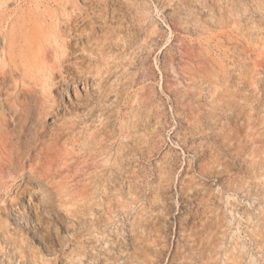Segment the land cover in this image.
<instances>
[{"label": "rangeland", "instance_id": "1", "mask_svg": "<svg viewBox=\"0 0 264 264\" xmlns=\"http://www.w3.org/2000/svg\"><path fill=\"white\" fill-rule=\"evenodd\" d=\"M0 264H264V0H0Z\"/></svg>", "mask_w": 264, "mask_h": 264}, {"label": "bare ground", "instance_id": "2", "mask_svg": "<svg viewBox=\"0 0 264 264\" xmlns=\"http://www.w3.org/2000/svg\"><path fill=\"white\" fill-rule=\"evenodd\" d=\"M13 162V161H12ZM20 162L22 163V166H21V169L20 170H16V168H15V166H16V162H14V163H11V165H10V167H8L9 168V170L11 171V172H13V169H15L14 170V172H16V173H24L25 172V162H24V159H21L20 160ZM34 193V192H33ZM30 197V196H29ZM33 225H35V224H33ZM39 234V233H38ZM41 234H39L38 236H40ZM44 241V240H43Z\"/></svg>", "mask_w": 264, "mask_h": 264}]
</instances>
